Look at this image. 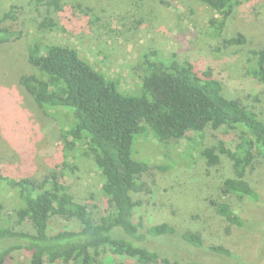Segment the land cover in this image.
<instances>
[{
	"label": "trees",
	"instance_id": "16d2710c",
	"mask_svg": "<svg viewBox=\"0 0 264 264\" xmlns=\"http://www.w3.org/2000/svg\"><path fill=\"white\" fill-rule=\"evenodd\" d=\"M33 1L44 6L38 13L42 18L38 30L81 35L91 27L89 12L94 6L88 12L79 4L71 5L79 12L69 11L68 16L64 0ZM194 1L211 11L207 29L217 39V49L248 46L245 74L264 86V45L255 46L245 30L230 32L236 17L244 21L247 0ZM23 15L24 8L15 3L0 12V46L24 44ZM20 50L34 72L21 74L18 83L45 113L63 115L65 147L68 153L84 147L80 152L92 157L107 210L96 215L91 203L74 197L61 181L65 167L71 168L67 159L41 176L0 169V199H10L9 207L0 201V264H8L16 252L25 253L29 264H125L126 259L137 264H202L182 263L149 247L174 235L176 229L166 221L146 224L137 210L142 203L134 195L145 190L142 177L150 176L152 166L136 159L132 148L135 137L146 131L158 142L187 140L191 153L205 160L207 173L227 158L231 169L227 176L215 178L218 192L262 207L264 191L248 180V172L256 158L264 159V118L240 99L225 96L221 81L209 68L180 59L177 52L150 46L137 57L139 89H125L118 78L95 68L70 41H35ZM209 205L230 225L249 226L231 203L213 198ZM158 210L163 213L166 208ZM54 218L60 222L58 227L51 226ZM180 238L189 246L203 247L198 232L185 231ZM207 249L220 257L232 256L220 244Z\"/></svg>",
	"mask_w": 264,
	"mask_h": 264
},
{
	"label": "rangeland",
	"instance_id": "374dc122",
	"mask_svg": "<svg viewBox=\"0 0 264 264\" xmlns=\"http://www.w3.org/2000/svg\"><path fill=\"white\" fill-rule=\"evenodd\" d=\"M34 2L2 0L0 4V12L13 3L24 8L22 28L26 33L24 44L0 46V169L4 173L26 170L41 176L50 169H58L67 159L71 168L65 167L66 175L61 181L74 197L91 203L96 215L101 216L107 210L100 190L101 176L92 157L80 152L84 147L69 153L65 147L63 115L45 113L18 83L21 74L34 72L25 52L20 50L30 42L70 41L95 68L118 78L125 89H139L136 61L147 47L155 46L164 53L174 51L180 59L212 70L221 81L225 96L240 99L264 118V86L245 74L248 46L217 49V39L210 37L207 29L211 11L206 5L194 0H64L68 16L72 11L79 12L77 7L69 8L71 5L79 4L88 12L89 6L95 7H90L89 12L92 29L88 25L85 33L73 35L38 30L36 24L42 19L38 13L44 6ZM243 11L244 21L236 17L230 32L245 30L251 33L255 46L264 45V0H247ZM216 134L224 139L221 131ZM210 139L211 136L207 137ZM132 153L152 166L150 176L142 177L145 190L134 195L142 203L138 212L144 215L146 224L160 220L176 229L174 235L150 243V249L157 247L182 263L195 260L202 264H264V198L261 207L248 199L223 197L218 192L215 178L227 176L231 169L227 158H222L223 164L218 169H210L212 174L207 173L205 160L191 153L187 140L158 142L148 131L135 137ZM155 165L164 167L158 169ZM248 180L260 192L264 191L262 157L256 158L249 169ZM213 198L231 203L234 211L249 221V226L230 225L209 205V199ZM9 200L7 196L0 199L8 207ZM161 207L166 211L159 212ZM2 213L6 218L7 213ZM59 225L57 218L52 219V227ZM185 231L200 233L203 247L182 242L180 234ZM214 244L223 245L232 256L220 257L207 249ZM8 264H29V259L25 253L16 252ZM125 264L137 263L126 259Z\"/></svg>",
	"mask_w": 264,
	"mask_h": 264
}]
</instances>
